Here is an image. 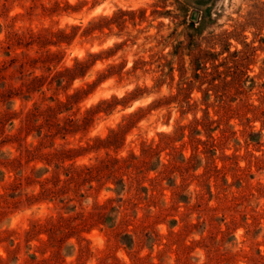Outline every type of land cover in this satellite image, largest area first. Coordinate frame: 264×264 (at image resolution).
Wrapping results in <instances>:
<instances>
[{
    "label": "rangeland",
    "instance_id": "obj_1",
    "mask_svg": "<svg viewBox=\"0 0 264 264\" xmlns=\"http://www.w3.org/2000/svg\"><path fill=\"white\" fill-rule=\"evenodd\" d=\"M152 18L186 122L91 168L44 144L0 160V264H264V0H158Z\"/></svg>",
    "mask_w": 264,
    "mask_h": 264
},
{
    "label": "clouds",
    "instance_id": "obj_2",
    "mask_svg": "<svg viewBox=\"0 0 264 264\" xmlns=\"http://www.w3.org/2000/svg\"><path fill=\"white\" fill-rule=\"evenodd\" d=\"M156 7L158 0H0V160L44 144L49 154H76L62 170L91 168L185 123L159 58L163 33L150 31L158 18L138 20ZM49 113L68 130L51 139L25 132L29 116L39 127ZM114 136L122 138L115 152L107 145ZM35 214L28 208L20 219Z\"/></svg>",
    "mask_w": 264,
    "mask_h": 264
}]
</instances>
